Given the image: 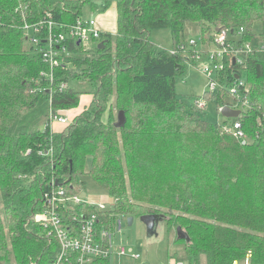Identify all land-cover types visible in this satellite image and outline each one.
I'll use <instances>...</instances> for the list:
<instances>
[{
  "label": "trees",
  "instance_id": "trees-1",
  "mask_svg": "<svg viewBox=\"0 0 264 264\" xmlns=\"http://www.w3.org/2000/svg\"><path fill=\"white\" fill-rule=\"evenodd\" d=\"M112 5L117 32L102 35L105 48L75 50L53 85L41 78L49 68L28 45L25 20L49 13L73 25L86 6L104 12ZM189 24L199 25L204 45L218 31L244 29L257 48L264 45V0H0V264L53 260L58 241L34 216L45 209L53 179L76 195L86 174L110 194L114 210L79 209L101 213L106 227L116 217L163 215L170 231L189 235V242L176 240L185 243L188 264L202 256L207 264H235L249 254L252 264H264V53L244 58L251 109L236 119L244 133L238 139L201 116L202 101L220 110L227 95L208 91L187 105L176 92L187 59L157 51L150 39L169 29L179 51ZM71 81L92 86L90 103L70 88L58 91ZM51 108L71 123L52 131Z\"/></svg>",
  "mask_w": 264,
  "mask_h": 264
},
{
  "label": "built area",
  "instance_id": "built-area-1",
  "mask_svg": "<svg viewBox=\"0 0 264 264\" xmlns=\"http://www.w3.org/2000/svg\"><path fill=\"white\" fill-rule=\"evenodd\" d=\"M23 32L28 45L41 55L43 63L49 68V71L42 72L40 77L52 85L55 84V70L66 65L68 60L73 58L75 50L83 48L88 51L87 45L99 44L104 34L95 19L82 17L77 19L73 25H60L49 13L37 22L25 20ZM244 34V29L237 32L219 31L212 45H204L201 40L202 52L196 51L198 42L190 40L182 44L179 51L172 53L182 52L184 57L189 55V58L185 57L188 62L200 61L201 54H206L207 65L203 67L202 73L208 80L209 91L226 94L232 102L226 106L240 110L241 115L251 109L248 88L241 79L242 72H244L242 69L244 58L256 53H264V45L256 48L250 41L244 40ZM232 65L236 67L234 70L231 69ZM230 69L236 80L232 86H229ZM53 89V86L49 89L51 97ZM68 89V82L59 84V92ZM50 101L52 103V98ZM205 105L204 101L199 104L202 108ZM70 123L71 119L67 115L53 108L50 109L49 127L52 131L55 130L56 125ZM219 124L223 131L234 134L238 139L244 138L242 125L236 122V119ZM39 154L47 156L52 155L53 152L51 149L49 151L42 149ZM23 179L31 180L32 177L26 175ZM51 186L52 189L44 194L45 209L34 216V221L46 228L50 235H55L58 241V251L49 264H120L123 258L133 261L141 259L139 254L132 250L128 251L126 247L116 248L113 234L115 221L106 227V219L101 213L87 214L79 209L83 205H89L109 214L110 211L106 210L104 204L88 203L87 196L84 198L82 193L70 195L65 186L58 185L55 179L52 180ZM117 226L121 230V220L118 221ZM251 260L252 256L249 254L244 261L235 264H252ZM171 264L177 263L173 261Z\"/></svg>",
  "mask_w": 264,
  "mask_h": 264
},
{
  "label": "rangeland",
  "instance_id": "rangeland-1",
  "mask_svg": "<svg viewBox=\"0 0 264 264\" xmlns=\"http://www.w3.org/2000/svg\"><path fill=\"white\" fill-rule=\"evenodd\" d=\"M113 8L114 6L112 5L109 9L103 12L95 11L90 6H86L83 17L86 19L98 20V17L106 12L111 11V13H114ZM115 28L116 23L113 32H111L114 35L116 33ZM262 30V24L257 23L254 27V33L260 34L262 33ZM200 32L201 29L198 24H189L185 30V38L187 42L190 40L198 42L196 47L197 52L203 51ZM150 39L155 44L157 51H169L171 53L176 51L172 34L169 29L152 31ZM97 45L98 43H91L87 45L90 53L96 49ZM185 57L189 58V55H185ZM206 65L207 56L203 53L201 54L200 61H187L186 72L176 80V92L179 95V98L189 106L193 105L198 97H201L209 91L208 80L202 73V69ZM247 78V74L242 72L241 79L243 83L247 82ZM69 88L82 94L81 99L83 103H90V94H92L93 91L90 84L80 81H71L69 83ZM227 103L231 104L232 102L228 99ZM76 112L73 111L72 114H75ZM201 116L214 125H219V123H223L225 121L218 109L217 102L206 103ZM44 123L45 119L41 122L42 129L45 126ZM19 130L23 129L18 127L16 132ZM87 171H89V166ZM82 180L85 183L83 193H86L87 195V202L94 205L104 204L106 210L112 212L114 210V200L110 194L101 189L90 175L86 174ZM119 220L122 221L121 230H119L117 226ZM114 221L115 228L113 229V234L116 248L126 247L128 251L132 250L134 253L141 256V259L138 261L123 258L120 264H171L173 261H176L177 264H188V257L185 252V243L176 242L178 238L177 232L170 231L166 222L160 223L156 236L148 238L146 226L140 221V218L135 217L132 226L128 225L127 217H116ZM200 264H207L206 256L201 257Z\"/></svg>",
  "mask_w": 264,
  "mask_h": 264
},
{
  "label": "water",
  "instance_id": "water-1",
  "mask_svg": "<svg viewBox=\"0 0 264 264\" xmlns=\"http://www.w3.org/2000/svg\"><path fill=\"white\" fill-rule=\"evenodd\" d=\"M98 48L104 49L105 43L101 42ZM237 79H239L238 75H237ZM221 114L225 119L232 120V119L240 118L241 111L230 108L229 106H225L222 108ZM119 121L121 124L124 123L125 121L123 112H120L119 114ZM82 196L85 198L87 195L86 193H82ZM134 220H135L134 217L128 218V225L132 226L134 223ZM140 221L146 226L148 238H152L157 235L159 225L160 223L166 221V217L163 215H145V216L140 217ZM176 232H177V237L179 240L186 241V242L190 241L189 235L181 227H178Z\"/></svg>",
  "mask_w": 264,
  "mask_h": 264
},
{
  "label": "crops",
  "instance_id": "crops-1",
  "mask_svg": "<svg viewBox=\"0 0 264 264\" xmlns=\"http://www.w3.org/2000/svg\"><path fill=\"white\" fill-rule=\"evenodd\" d=\"M113 10H114V13H111V11H109L98 17V20H97L98 26L104 33L113 32L115 23H116L115 32H117V14L114 8Z\"/></svg>",
  "mask_w": 264,
  "mask_h": 264
}]
</instances>
